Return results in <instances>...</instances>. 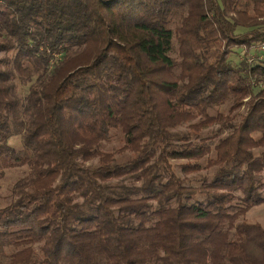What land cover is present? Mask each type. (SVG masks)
Masks as SVG:
<instances>
[{"label":"trees","instance_id":"1","mask_svg":"<svg viewBox=\"0 0 264 264\" xmlns=\"http://www.w3.org/2000/svg\"><path fill=\"white\" fill-rule=\"evenodd\" d=\"M262 40L264 0H0V264H264V62L228 61Z\"/></svg>","mask_w":264,"mask_h":264},{"label":"rangeland","instance_id":"2","mask_svg":"<svg viewBox=\"0 0 264 264\" xmlns=\"http://www.w3.org/2000/svg\"><path fill=\"white\" fill-rule=\"evenodd\" d=\"M245 29L236 28V32H244ZM261 41L250 43L248 46H239V47H233L232 52L228 56V61L230 65L237 66L240 62L242 63H249L252 61H258V62H264V60L260 59V53H261ZM0 56H4L2 53H0ZM61 58V54L59 53H51L50 57L48 58L47 64L48 67H52L59 59ZM36 78V74L33 75L29 72V74L24 78L20 79L17 78L14 82V98L16 101H18V107L15 112V117L18 119L23 118V108L25 106V97L29 91L30 84L34 81ZM252 91L256 92L258 89L262 87L261 83H253L252 82ZM247 100V97L242 100L243 103L238 107V109L232 110L230 109V104L228 102H225L222 105H219L213 109H210L208 111V114L213 115L215 111L219 112L222 115V120H226L228 117H230L232 114H234V111L236 114L244 113L245 109V102ZM237 120V116L235 115V119L227 120L228 122H235ZM11 126L13 127V122H10ZM218 127L217 124L212 125L211 127L207 128L206 130H203L202 136H210L213 134V132ZM13 130V129H11ZM187 130L186 125H181L175 129V131L179 132H185ZM222 134L225 133V130L223 129L221 131ZM9 144L15 148L20 149L21 143H20V134L13 133L9 138ZM120 147V142L117 141V139H111L107 142H102L100 149L102 151H115ZM130 154L127 151L124 152H114V158L118 161H123L126 157H129ZM186 160H172L171 163H181L185 162ZM201 164H204L203 160H200ZM175 173L179 177H183V174L178 171V168H174ZM208 172V169L202 168L199 172L200 175L205 174ZM28 173V168L26 166L21 167H11L4 170V175L2 179L0 180V208L8 204L10 200L13 198L12 194V185L13 183L19 178ZM261 181L264 182V172H261L260 175ZM193 186H195V183H192ZM262 196L264 195V186L261 189ZM244 220L247 221H257L264 227V202H260L257 205L252 206L243 216Z\"/></svg>","mask_w":264,"mask_h":264},{"label":"built area","instance_id":"3","mask_svg":"<svg viewBox=\"0 0 264 264\" xmlns=\"http://www.w3.org/2000/svg\"><path fill=\"white\" fill-rule=\"evenodd\" d=\"M261 53H260V59L264 60V40H262L261 45H260Z\"/></svg>","mask_w":264,"mask_h":264}]
</instances>
